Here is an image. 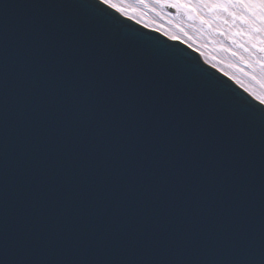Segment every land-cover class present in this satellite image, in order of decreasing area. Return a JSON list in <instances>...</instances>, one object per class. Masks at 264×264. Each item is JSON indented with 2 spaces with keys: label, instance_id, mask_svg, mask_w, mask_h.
Listing matches in <instances>:
<instances>
[{
  "label": "water",
  "instance_id": "95a60500",
  "mask_svg": "<svg viewBox=\"0 0 264 264\" xmlns=\"http://www.w3.org/2000/svg\"><path fill=\"white\" fill-rule=\"evenodd\" d=\"M61 55L74 65L110 70L122 95L134 92L141 102L154 105L153 111L196 133L202 145L212 146L221 161L218 179L227 189L233 216L228 235L217 241L169 249L110 248L102 255L95 246L83 251L39 247L27 258L264 264V108L188 45L99 0H0V264L23 258L19 248L13 250L11 237L23 210L26 176L39 155L33 137L38 131L44 134L40 107L48 83L41 71ZM61 96L69 101L62 92L57 99ZM5 200L7 247L2 229Z\"/></svg>",
  "mask_w": 264,
  "mask_h": 264
},
{
  "label": "snow or ice",
  "instance_id": "6c2138e0",
  "mask_svg": "<svg viewBox=\"0 0 264 264\" xmlns=\"http://www.w3.org/2000/svg\"><path fill=\"white\" fill-rule=\"evenodd\" d=\"M123 2L99 0L117 12L124 11L116 8ZM138 2L183 7L189 12L194 10L188 5L207 6L210 12H229L230 6L237 5L244 12L264 13V0ZM230 14L235 15V9ZM50 74L55 78H49ZM41 79L48 83L40 107L44 134L38 131L33 137L39 155L26 176L23 210L11 237L13 250L19 248L23 258L5 264H198L27 257L39 247L71 246L83 251L95 246L102 255L110 248L169 249L228 235L233 213L226 202L227 189L218 179L222 165L212 146L202 145L196 133L153 111L155 106L141 102L134 92L122 95L110 70L74 65L61 55L42 67ZM61 92L70 102L63 96L57 99ZM252 98L264 108V99ZM2 229L7 247V200Z\"/></svg>",
  "mask_w": 264,
  "mask_h": 264
},
{
  "label": "bare ground",
  "instance_id": "6f19581e",
  "mask_svg": "<svg viewBox=\"0 0 264 264\" xmlns=\"http://www.w3.org/2000/svg\"><path fill=\"white\" fill-rule=\"evenodd\" d=\"M165 6V5H164ZM194 11L162 4L124 0L116 5L127 17L178 39L196 50L202 59L229 76L250 95L264 99V13L210 12L207 6L188 5ZM235 9V15L230 14ZM243 16L244 19H240Z\"/></svg>",
  "mask_w": 264,
  "mask_h": 264
},
{
  "label": "rangeland",
  "instance_id": "374dc122",
  "mask_svg": "<svg viewBox=\"0 0 264 264\" xmlns=\"http://www.w3.org/2000/svg\"><path fill=\"white\" fill-rule=\"evenodd\" d=\"M163 8L165 9V10H167V11H169V12H174V10H175V7H173L172 5H163ZM171 9V10H170Z\"/></svg>",
  "mask_w": 264,
  "mask_h": 264
}]
</instances>
